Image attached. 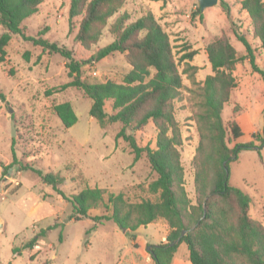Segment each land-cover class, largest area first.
I'll use <instances>...</instances> for the list:
<instances>
[{
    "label": "rangeland",
    "instance_id": "374dc122",
    "mask_svg": "<svg viewBox=\"0 0 264 264\" xmlns=\"http://www.w3.org/2000/svg\"><path fill=\"white\" fill-rule=\"evenodd\" d=\"M168 1L126 0L119 13L128 11L130 22L152 12L169 35L180 70L184 68L181 56L196 50L190 63L198 68L195 73L198 83L211 73L205 47L215 36L227 35L238 56L246 54L232 32L231 21L238 25L250 42L255 65L264 70V51L253 36L249 17L239 8L238 0L228 2L229 16L221 8L220 0L219 4L201 12H197L198 2L191 5L188 0H177L180 3L175 5L179 10H174ZM68 5L69 0H42L38 12L23 22L25 32L34 36L42 32L41 37L71 49L75 59L88 61L81 68L86 81L121 82L131 68L125 53L114 52L98 61L91 59L98 48L113 40L109 25L119 13L109 20L98 43L85 49L74 40L77 24L69 30ZM6 51L4 62H0V91L5 96V101L0 99V162L4 165L11 163L13 146L17 159L44 171L61 172L66 178L61 187L66 194L78 191L83 175L89 185L99 186L107 193L122 192L131 202L156 199L147 188L156 178V173L151 170L145 153H141L135 163L133 155L128 152H131L128 143L122 138L115 140L122 127L119 122L100 127L89 115L92 100L79 88L68 87L45 94L47 89L70 80L62 56L49 53L19 35H12ZM233 74L237 86L224 105L222 116L225 123L236 120L243 135L233 139L229 134V146L252 140V134L258 137L253 139L256 148L241 150L237 159L229 162L228 182L249 195L250 217L264 223V144L259 146L258 140L264 130V84L247 58L239 60ZM183 82L186 88L174 101V113L183 137L181 158L185 169V188L194 200L192 157L198 133L191 117L196 108L195 96L188 90L192 84L186 75H183ZM63 101L72 104L77 116L76 123L69 128L63 127L53 110V105ZM105 109L111 112V101L106 102ZM126 132L134 135L140 147H155L157 130L151 121L140 130L129 127ZM38 205L50 206L54 211L37 222L29 223L31 217L26 208ZM71 211V204L42 183L33 171H18L14 165L3 174L0 167V223H5L1 225L0 260L11 264H154L147 246L166 242V236L161 240L165 227L160 223L164 220L139 227L135 238L111 221L99 224L95 231L86 234L93 221H76L71 217ZM104 212L102 207L90 210L91 215ZM52 224L56 225L45 236H37V242L31 249L21 248L41 228ZM13 248L19 249L15 251V259L11 258ZM185 252H188L187 247L181 243L177 254ZM31 255L32 261L29 260Z\"/></svg>",
    "mask_w": 264,
    "mask_h": 264
},
{
    "label": "trees",
    "instance_id": "16d2710c",
    "mask_svg": "<svg viewBox=\"0 0 264 264\" xmlns=\"http://www.w3.org/2000/svg\"><path fill=\"white\" fill-rule=\"evenodd\" d=\"M41 2L0 0V62L5 60L12 35H19L49 53L62 56L70 80L47 89L45 94L50 95L68 87L79 88L92 100L89 115L100 127L119 122L122 127L116 133L115 140L122 138L128 143L134 161L145 153L151 170L156 173V178L147 188L156 199L131 202L122 192L107 193L103 188L90 186L83 175L78 191L66 194L61 188L66 178L61 172L44 171L32 163L17 159L13 146L11 163L4 165L0 162L2 173L14 165L18 171L31 170L36 173L42 183L71 204L72 218L76 221H93L86 234L95 231L99 224L111 221L135 238L139 227L164 220L168 226L166 242L151 245L149 251L154 264H171L181 243L187 247L191 264H264V223L250 217L249 195L231 185L227 173L229 162L237 159L241 150L256 147L253 139L257 140L258 137L252 134V140L229 146V134L233 139L243 135L236 120L225 123L222 116L224 105L237 86L233 71L239 60L247 58L264 84V70L255 65L252 46L238 25L231 21L232 32L246 54L238 56L227 35L215 36L205 47L211 73L205 76L202 83H198L195 79L198 68L190 63L197 51H188L181 56L184 68L180 70L169 35L152 12L129 22L128 11L119 13L126 0H69V30L73 24H77L74 40L85 49L98 43L109 20L119 13L109 25L113 40L98 48L91 59L98 61L114 52L125 53L131 68L121 82H88L83 79L81 70L88 61L75 59L71 49L41 37L42 32L37 36L25 32L23 22L38 12ZM238 4L248 15L251 32L264 51V0H240ZM220 5L229 16V3L220 0ZM197 12H201L199 5ZM183 75L193 86L188 90L195 96L196 107L191 117L198 133V143L192 157L194 200L188 196L185 188V169L181 158L183 137L174 113V101L186 88ZM0 99L5 101L1 91ZM107 101H111V112L105 109ZM53 110L64 128L76 123L77 116L69 101L53 105ZM150 121L157 130L155 147H140L134 135L126 132L127 128L140 130ZM258 140L259 146H262L264 130ZM99 207L105 212L90 214V210ZM55 225L41 228L21 248L31 249L37 242V236H45ZM182 230H185L183 235ZM173 242V245H169ZM16 250L19 249L13 248V252ZM29 260H33L32 255Z\"/></svg>",
    "mask_w": 264,
    "mask_h": 264
},
{
    "label": "crops",
    "instance_id": "0c3cea01",
    "mask_svg": "<svg viewBox=\"0 0 264 264\" xmlns=\"http://www.w3.org/2000/svg\"><path fill=\"white\" fill-rule=\"evenodd\" d=\"M224 1H226V2H231V1H235V0H224ZM240 0H238L237 2H239ZM188 2L191 4V5H193L194 3L193 2H197V0H188ZM167 3H170L171 5H172V8L174 9V10H179V9H177V7H176V5L175 4H178V3H180V2H178L177 0H170V1H168ZM217 4H219L218 2H217ZM218 8V7H217ZM220 8V7H219ZM196 66V65H195ZM119 148H121V150H123V151H125V149H123L122 147H119ZM128 151V150H127ZM130 154H132L130 151H128ZM133 155V154H132ZM134 157V156H133ZM138 161V160H137ZM136 161V162H137ZM133 162H135L134 161V159H133ZM135 162V163H136ZM110 186H111V184H109ZM90 186H92L91 184H90ZM101 186V185H100ZM93 187V186H92ZM97 187H99V186H97ZM101 188V187H100ZM118 193V192H117ZM26 210H27V213L29 214V216L31 217V221L29 222V223H34V222H37V220L39 219V218H42V217H44V216H47V215H49V214H51L53 211H54V209H52V207H50V206H45V205H38V206H32V207H29V208H26ZM37 213H41V214H37ZM160 220H162V219H160ZM156 222H161V221H156ZM5 225V223H0V233H2L3 232V230H2V227H1V225ZM162 226H164L165 227V235L164 236H162L161 237V240L163 239V238H165V236H166V234H167V229H168V226H167V224L165 223V221L164 222H162V223H160ZM34 237V236H33ZM32 238V237H31ZM159 244V243H158ZM147 245V243L145 242V246ZM152 245H154V244H152ZM177 251H178V248H177ZM177 251L175 252V254H174V257H173V259H172V263L171 264H191L190 263V261L188 260V252L186 253H182V254H180V255H178L177 254ZM17 255V253L15 252V253H11V258L12 259H15V256ZM8 263H10V262H7V263H3L1 260H0V264H8ZM11 264V263H10Z\"/></svg>",
    "mask_w": 264,
    "mask_h": 264
},
{
    "label": "water",
    "instance_id": "95a60500",
    "mask_svg": "<svg viewBox=\"0 0 264 264\" xmlns=\"http://www.w3.org/2000/svg\"><path fill=\"white\" fill-rule=\"evenodd\" d=\"M197 2H198V5H199V8L201 10H203V9H205L207 7L214 6L215 4H217L218 0H197ZM14 132H15L14 131V127L12 125V131H11V135L12 136L14 135ZM122 231L123 232H126V229L125 228H122ZM184 233H185V230H182L181 235H183ZM173 244H174V242L173 243H170L169 245H173ZM155 246H157V244H155ZM150 248H151V245L147 246V250H150Z\"/></svg>",
    "mask_w": 264,
    "mask_h": 264
}]
</instances>
